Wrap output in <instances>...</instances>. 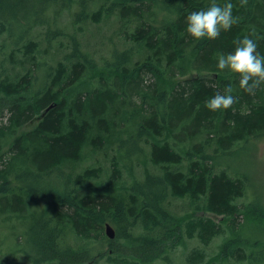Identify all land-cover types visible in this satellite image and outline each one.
<instances>
[{
  "label": "trees",
  "instance_id": "1",
  "mask_svg": "<svg viewBox=\"0 0 264 264\" xmlns=\"http://www.w3.org/2000/svg\"><path fill=\"white\" fill-rule=\"evenodd\" d=\"M76 1L0 0V35L15 39L10 47L2 44L5 56L0 57V73L6 74L0 81V115L9 111L0 123V142L5 137L13 141L0 167V214L29 222L23 257L13 264H86L97 241H108L106 261L111 264L164 258L168 248L185 239L208 245L223 233L222 223L239 225V215L245 220L253 214L237 202L245 180L226 169L217 171L215 160L238 141L264 135V85L249 95L239 87L238 74L219 71L216 64L218 54L233 52L234 42L253 31L251 38L264 54V0H247L245 6L230 0L238 23L215 40L199 41L186 32L185 20L212 0H96L103 6L94 10L81 0L75 13L80 22H99L104 14L118 12L124 20V47L116 48L113 62L104 61L97 69L90 53L78 50L79 38L71 35L78 61H59L47 72L48 85L33 87L40 43L29 38V21L52 23ZM216 3L222 6L225 0ZM59 33L45 34L51 42ZM192 69L216 76L171 83ZM228 85L236 99L233 106L208 110L205 102ZM28 121L35 126L17 135ZM214 141L219 149L210 150ZM109 156L112 173L104 163ZM176 197H189L198 204L196 211L221 215V221L202 215L169 217ZM107 224L116 229L114 238L108 237ZM244 240L239 236L223 243L212 264L227 258L264 264V250L249 252ZM204 250H192L187 262L206 260Z\"/></svg>",
  "mask_w": 264,
  "mask_h": 264
},
{
  "label": "rangeland",
  "instance_id": "2",
  "mask_svg": "<svg viewBox=\"0 0 264 264\" xmlns=\"http://www.w3.org/2000/svg\"><path fill=\"white\" fill-rule=\"evenodd\" d=\"M80 1L81 0L73 2L71 9H62L57 15L56 21L52 23L40 24L33 23L34 21H29V38L34 37L40 43L39 50L36 53L39 65L35 69L37 72H34L36 81H32L33 87L35 83L38 82H40V84L45 82L44 84L47 86L49 81L47 72L50 73L53 71L57 67L59 61L66 64L70 63L67 57L73 58L71 63L73 61H78L75 60L72 54L75 49L71 35H75L79 38V44L77 45L78 50L90 53V57L94 59L97 64V69L102 68L107 61L113 62V56L114 53H116V50L124 47V20L119 17L118 12L115 10L113 13H110L109 16L104 14L99 22H93L91 20L80 22L75 16L76 11L80 10ZM86 1L89 3L87 6L89 8L91 7L92 10L103 6V2L101 1ZM107 6L109 5L107 4ZM51 11L52 10H49L44 16L51 14ZM154 11L158 14H162L158 9H155ZM22 23L27 26L26 21H22ZM53 29H61L62 33H59V36L55 39L52 37L53 40L49 42L45 33ZM22 33L24 34L25 31L23 30ZM14 41L15 39L6 32L0 35V57L5 56L3 55L4 48L2 47V44H6L10 47ZM24 41L25 39L21 43ZM0 72H2V67H0ZM214 73L215 72L192 69L187 75L175 76L171 80V83L182 82L189 77L190 79L202 76L215 77L216 75ZM5 77L6 74L0 73V81ZM91 80L92 78L90 77L87 79V81ZM86 86L88 87V85ZM37 89H39V87L36 86L34 90ZM51 107H53L52 104L48 105L45 111ZM7 110L8 109L6 108L5 113L0 115V123L1 121L7 120V115L9 114V111ZM32 122H34V120ZM34 126L35 124L29 123V121L26 122L22 125L23 128L17 133V135ZM12 143L13 141L11 137H5V139L1 140L0 167H3L4 165L2 164L3 155L6 154L5 156H7ZM214 148H218L215 141L212 142L210 150H213ZM228 150L230 151L222 152L224 154L218 156L219 158L215 160V167L217 171L226 169L232 176L242 177L245 180L247 184L245 193L243 196L239 197L237 202L239 205L243 206L247 212L249 210L253 211V214L251 216L248 215V218L245 220L243 215H239L236 221L239 225H232L230 221L222 223L224 228L223 233L215 237L208 245L202 244L197 238L185 239L183 240V244L175 249L168 248L163 254L164 258H156L145 264H190L186 260V255L192 252V250L201 247L205 249L204 252L208 255L206 260L198 261L199 258L196 257V261L198 262L192 264H212V257L220 253L223 243L228 240L236 239L239 236L245 238L246 240L244 241H246V243H250L247 248L245 246L246 250L249 252L253 250V252L256 251L257 254H260L264 250V218H260V214L264 210V135H261L259 138L256 136H250L247 140L238 141ZM219 152H221V150ZM100 156L103 158L105 157L102 154ZM89 162L90 161H88L87 164ZM141 162L145 164L143 160H141ZM104 163L105 166L111 168L112 173L114 163L112 164L111 157L109 156V160ZM140 164L141 163L138 160H135L137 170L141 169L142 165ZM123 173L124 177L130 179V171L128 172L126 167H123ZM10 178L11 177L8 176V179ZM67 180L68 178L63 182L66 183ZM69 187H73V185L70 184ZM197 205L198 204L196 203H192L189 197H176L172 200V204L169 206L170 213L168 216L170 217V215H174L183 217L187 214L186 217H191L193 215H202L210 216L218 222L221 221V215L196 211L195 208ZM247 207H250V209ZM11 215L13 214L9 212L0 214V264H13V262L16 263L17 256L23 257V249L26 242L24 234L29 222L24 224L16 217L12 219ZM168 223L171 224L170 222ZM177 223L178 221L176 220L174 225ZM68 243L72 245L75 242L71 239L68 240ZM92 245L94 252L86 264H111L106 261V256L110 252L108 241H97ZM80 248L84 247H79V249ZM222 264L237 263L234 262V258H227L224 259ZM245 264H248V262Z\"/></svg>",
  "mask_w": 264,
  "mask_h": 264
},
{
  "label": "clouds",
  "instance_id": "3",
  "mask_svg": "<svg viewBox=\"0 0 264 264\" xmlns=\"http://www.w3.org/2000/svg\"><path fill=\"white\" fill-rule=\"evenodd\" d=\"M240 3L245 6L247 0H240ZM233 7L230 0H225L222 6L212 0L208 8L187 15L186 32L197 41L219 38L222 31L230 30L239 21V17L233 16ZM251 36H255L254 31ZM251 36L235 41L233 52L218 54L216 68L238 74L239 87L249 95H255L256 90L264 85V54L257 50L256 40ZM232 91L230 85L223 92L217 91L205 102V107L212 112L229 109L236 102Z\"/></svg>",
  "mask_w": 264,
  "mask_h": 264
},
{
  "label": "water",
  "instance_id": "4",
  "mask_svg": "<svg viewBox=\"0 0 264 264\" xmlns=\"http://www.w3.org/2000/svg\"><path fill=\"white\" fill-rule=\"evenodd\" d=\"M106 233L108 236H110L111 238H114L116 235V230L114 227H112L110 224H107L106 226Z\"/></svg>",
  "mask_w": 264,
  "mask_h": 264
},
{
  "label": "bare ground",
  "instance_id": "5",
  "mask_svg": "<svg viewBox=\"0 0 264 264\" xmlns=\"http://www.w3.org/2000/svg\"><path fill=\"white\" fill-rule=\"evenodd\" d=\"M4 129V128H3ZM116 230V229H115ZM109 238H111L110 236H108Z\"/></svg>",
  "mask_w": 264,
  "mask_h": 264
}]
</instances>
